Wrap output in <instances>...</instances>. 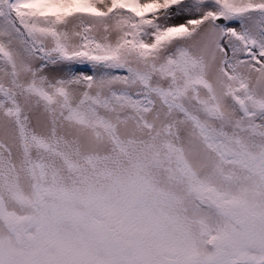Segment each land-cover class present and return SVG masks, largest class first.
I'll return each instance as SVG.
<instances>
[{
	"label": "snow or ice",
	"instance_id": "1",
	"mask_svg": "<svg viewBox=\"0 0 264 264\" xmlns=\"http://www.w3.org/2000/svg\"><path fill=\"white\" fill-rule=\"evenodd\" d=\"M0 264H264V0H0Z\"/></svg>",
	"mask_w": 264,
	"mask_h": 264
}]
</instances>
